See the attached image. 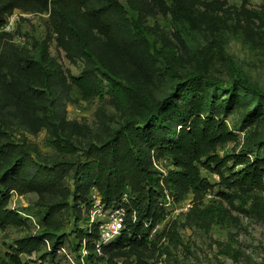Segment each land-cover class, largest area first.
<instances>
[{"label": "rangeland", "instance_id": "rangeland-1", "mask_svg": "<svg viewBox=\"0 0 264 264\" xmlns=\"http://www.w3.org/2000/svg\"><path fill=\"white\" fill-rule=\"evenodd\" d=\"M121 1L127 26L115 28L110 23L108 32L85 17L84 7L74 10L102 80L101 94L92 97H85L71 81L85 61L69 58L51 10L16 9L0 29V35L6 33L0 39V150L5 151L0 177L14 162L13 147L22 146L35 161L46 164L83 158L89 143L103 142L128 118L143 117L142 98L159 105L181 78L167 72V56L181 74L205 70L222 79L230 76L231 56L264 89V0H186L190 17L176 10L172 0ZM48 81L54 85L51 89ZM114 81L128 90L125 101L116 94ZM251 106L249 96L241 92L226 117L237 136L218 147L221 155L257 148L256 141L264 136V114L243 126V114ZM172 126L179 127L176 122ZM150 154L170 203L159 197L165 210L148 230L147 244L126 245L93 263L110 264L113 259L124 264H177L181 259L183 264H264V188L227 187L217 172L201 167L202 176L214 187L180 196V188L166 182L175 168L172 156L157 150ZM77 191L72 176L61 190H12L8 207L19 212L22 222L0 226V264H82L87 252L76 246L75 217L81 208L73 200ZM211 202L222 204L225 213L208 224L198 208ZM55 203H61L62 210L48 220L47 206ZM101 215L107 217V212ZM46 232L63 236L65 243L57 255L50 253L51 240L33 253H17L18 239ZM228 244L238 249L237 259L223 250ZM165 248L167 253H162Z\"/></svg>", "mask_w": 264, "mask_h": 264}, {"label": "trees", "instance_id": "trees-1", "mask_svg": "<svg viewBox=\"0 0 264 264\" xmlns=\"http://www.w3.org/2000/svg\"><path fill=\"white\" fill-rule=\"evenodd\" d=\"M172 1L176 10L191 16L186 0ZM78 6L84 7L83 13L88 20L107 32L110 23L115 28L127 26L126 8L121 0H0V29L16 9L24 12L51 10L54 29L67 55L71 59L78 56L85 61L80 74L72 75L71 81L85 97H92L101 94L103 85L96 73L91 46L79 30L74 16ZM4 34L0 35V39ZM117 40L122 44L121 40ZM227 59L230 76L222 79L205 70L181 74L167 56V72L181 77L169 95L157 106L142 98L144 116L128 118L101 143H89L83 150V158H59L53 164H46L35 161L22 146L11 148L14 162L0 177V187H3L0 190V226L22 222L19 212L8 207L12 190L19 193L41 188L61 190L65 187L66 178L72 176L78 190L73 200L81 207L75 217L76 246L87 251L82 264H95L93 262L103 258L106 253L126 245L147 244L148 230L165 210L159 200L160 196H164L161 178L155 175L156 169L149 159L152 150H157L160 155L172 156L175 168L169 170L166 182L170 181L174 187L180 188V196L189 191L199 194L214 187L207 177L202 176L201 167L217 172L220 181L227 187L264 188V136L256 141V149L244 148L225 155L218 152L219 146L237 136L234 129L229 127L226 117L234 111L241 92L248 95L252 103L243 114V126L264 114V89L240 70L231 56ZM113 85L116 86V94L125 101L128 90L118 87L115 81ZM49 86L51 89L54 85L48 81ZM28 89L38 93L31 86ZM175 122L179 127L172 126ZM134 135L141 142L135 140ZM54 143L62 146L59 141ZM72 151L76 149L72 148ZM4 154L5 151L0 150V159ZM94 194L100 197L104 208L121 204L125 209L123 227L113 240L102 244L101 252L96 246L101 238V220L91 222ZM198 209L201 220L208 224L225 213V207L214 202ZM61 210V203L50 204L45 218L52 220ZM62 237L54 232H46L44 236L20 238L16 242L17 253H33L51 240L50 253L55 256L64 246ZM165 249L162 253H167L168 248ZM223 250L232 258H238V249L234 246L228 244ZM17 256V261H20ZM176 262L183 264L181 259ZM110 264L124 263L112 259Z\"/></svg>", "mask_w": 264, "mask_h": 264}, {"label": "built area", "instance_id": "built-area-1", "mask_svg": "<svg viewBox=\"0 0 264 264\" xmlns=\"http://www.w3.org/2000/svg\"><path fill=\"white\" fill-rule=\"evenodd\" d=\"M94 197L95 204L92 211L91 222L95 221L96 219L101 220V238L96 244L97 250L101 252L102 244H106L113 240L123 227L125 209L121 204L104 208V206L100 203V197L97 196V194H94ZM170 199V194L166 193V196H164V201L168 204L170 203L169 201H171ZM102 212H107V217H102ZM85 252L87 251L85 250Z\"/></svg>", "mask_w": 264, "mask_h": 264}]
</instances>
